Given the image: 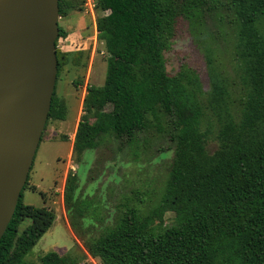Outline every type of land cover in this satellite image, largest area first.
I'll return each mask as SVG.
<instances>
[{
	"label": "trees",
	"instance_id": "16d2710c",
	"mask_svg": "<svg viewBox=\"0 0 264 264\" xmlns=\"http://www.w3.org/2000/svg\"><path fill=\"white\" fill-rule=\"evenodd\" d=\"M185 1L192 6L205 2ZM72 2L59 0L60 17L83 10L85 0ZM229 3L239 21L247 93L240 115L233 116L223 104L225 83L218 73L213 75L211 105L222 121L218 148L209 153L199 91L192 84L196 80L183 72L169 76L166 70L162 35L168 10L160 0H95V10L107 13L97 18L108 54L107 73L104 85L87 87L73 152L81 155L93 148L110 129L142 130L147 112L155 115L160 107L174 113L177 127L174 159L159 202L144 213L129 208L110 231L85 241L87 254L100 264H264V36L257 24L264 0ZM67 35L60 28L58 40ZM83 55L57 48V79L66 64L80 65ZM107 103L113 109L103 113ZM67 112L55 89L49 119L65 121ZM27 185L0 241V264H81L86 255L54 251L40 263L25 261L55 221L49 208L24 203ZM77 190L78 179L70 172L64 205L72 230L85 239L84 222L97 213L94 199L79 196ZM168 214L173 216L170 225L165 222ZM25 220L30 224L19 233Z\"/></svg>",
	"mask_w": 264,
	"mask_h": 264
},
{
	"label": "rangeland",
	"instance_id": "374dc122",
	"mask_svg": "<svg viewBox=\"0 0 264 264\" xmlns=\"http://www.w3.org/2000/svg\"><path fill=\"white\" fill-rule=\"evenodd\" d=\"M160 2L168 10L162 35L167 73L176 76L183 72L191 81L196 80L197 84H192L198 87L202 104V130L208 132V152L214 153L222 115L211 105L213 75L218 73L225 83L223 104L233 116L240 115L247 93L246 58L238 46L239 21L230 0H205L196 6L185 0ZM72 3L79 5L80 0ZM94 5L95 0H85L82 11L59 19L68 33L60 38L59 51L84 55L80 65L66 64L60 72L56 96L67 106V119L48 120L24 192V203L47 207L55 215L52 227L25 257L27 262L40 263L42 256L54 251L60 255H86L81 264H100L99 259L87 254L85 241L106 234L129 208L144 213L158 203L172 167L176 119L172 111L161 107L155 115L147 112L142 130L119 133L110 129L99 135L93 148L81 155L73 152L87 87L104 85L107 73L108 54L101 36L96 37L95 28V19L106 13L94 10ZM257 24L264 36V14L259 16ZM76 81L82 84L75 86ZM112 109L113 105L107 103L100 111L106 113ZM70 172L78 179V195L95 201L97 215L85 220V239L72 230L64 205ZM172 217L168 214L166 225L171 224ZM29 224L25 220L19 233Z\"/></svg>",
	"mask_w": 264,
	"mask_h": 264
},
{
	"label": "water",
	"instance_id": "95a60500",
	"mask_svg": "<svg viewBox=\"0 0 264 264\" xmlns=\"http://www.w3.org/2000/svg\"><path fill=\"white\" fill-rule=\"evenodd\" d=\"M59 19V0H0V241L49 119Z\"/></svg>",
	"mask_w": 264,
	"mask_h": 264
},
{
	"label": "crops",
	"instance_id": "0c3cea01",
	"mask_svg": "<svg viewBox=\"0 0 264 264\" xmlns=\"http://www.w3.org/2000/svg\"><path fill=\"white\" fill-rule=\"evenodd\" d=\"M94 10H95V5H94ZM94 10L92 9V13L94 14ZM107 14V13H106ZM93 17H94V15H93ZM95 20H97V19H95ZM95 28H96V37H99V32H98V30H97V21L95 22ZM58 48V47H57ZM70 52H71V50H69ZM62 53H65V50H62ZM57 87V86H56ZM66 121V120H65ZM47 126V125H46ZM43 138V137H42Z\"/></svg>",
	"mask_w": 264,
	"mask_h": 264
},
{
	"label": "flooded vegetation",
	"instance_id": "af4514ba",
	"mask_svg": "<svg viewBox=\"0 0 264 264\" xmlns=\"http://www.w3.org/2000/svg\"><path fill=\"white\" fill-rule=\"evenodd\" d=\"M59 28H63L62 25H61L60 23H59ZM59 40H60V39H59ZM59 40H58V41H59ZM57 47H58V46H57Z\"/></svg>",
	"mask_w": 264,
	"mask_h": 264
}]
</instances>
